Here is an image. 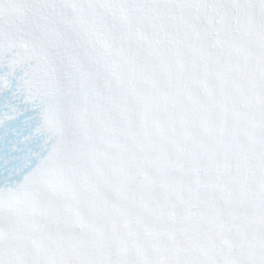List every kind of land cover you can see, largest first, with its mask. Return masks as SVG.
Masks as SVG:
<instances>
[{"label":"snow or ice","instance_id":"1","mask_svg":"<svg viewBox=\"0 0 264 264\" xmlns=\"http://www.w3.org/2000/svg\"><path fill=\"white\" fill-rule=\"evenodd\" d=\"M0 264H264V0H0Z\"/></svg>","mask_w":264,"mask_h":264}]
</instances>
